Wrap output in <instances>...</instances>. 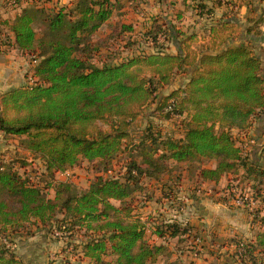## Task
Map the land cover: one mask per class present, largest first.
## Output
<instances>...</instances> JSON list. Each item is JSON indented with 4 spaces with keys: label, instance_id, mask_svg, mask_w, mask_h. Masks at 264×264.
I'll return each instance as SVG.
<instances>
[{
    "label": "trees",
    "instance_id": "1",
    "mask_svg": "<svg viewBox=\"0 0 264 264\" xmlns=\"http://www.w3.org/2000/svg\"><path fill=\"white\" fill-rule=\"evenodd\" d=\"M20 1L6 0L5 6ZM124 1L76 0L70 8L48 12L19 6L12 17L0 19L7 32L3 43L30 58L27 72L34 77L33 84L0 93V133L21 137L23 148L40 158L49 176L41 186L11 163L0 162V237L12 239L30 224L84 234L82 257L62 264H153L166 249L155 238L190 233L174 219L154 220L147 227L150 218L135 212L134 193L143 182L162 183L167 189L161 187V196L176 193L178 179L163 181L172 178L174 166L184 164L202 182L226 177L230 194L264 205V167L248 159L236 140L264 117L262 61L248 43L237 42V12L210 23L208 40L198 49L192 46L196 33L155 18L143 35L156 50L96 63L92 53L98 49L91 38ZM192 1L185 9L206 18L222 3ZM247 5L255 12L252 0ZM36 22L43 27L40 32ZM247 23L246 33L260 36L263 9ZM113 31L131 35L134 27L121 22ZM167 44L174 51H167ZM177 76L184 81L173 87ZM145 114L135 140L131 129ZM162 122L176 123L178 136L166 132ZM260 156L264 159V143ZM120 159L123 173L104 175ZM83 161L96 172L86 188L55 179ZM251 222L259 230L250 241L235 240L236 261L264 264V207ZM108 255L114 258L105 259ZM0 264L24 263L1 244Z\"/></svg>",
    "mask_w": 264,
    "mask_h": 264
},
{
    "label": "rangeland",
    "instance_id": "2",
    "mask_svg": "<svg viewBox=\"0 0 264 264\" xmlns=\"http://www.w3.org/2000/svg\"><path fill=\"white\" fill-rule=\"evenodd\" d=\"M75 1L76 0H21L19 5L14 7L15 5L12 4L5 6L6 0H0V19L12 17L16 9H19V6L43 8L44 11L48 12L62 6L70 8ZM170 1L171 0H162V2L154 3L151 0H138L129 3L125 0L124 3L117 8V11H114L109 22L100 27L98 32L92 36L91 44L97 46L98 49V51L95 50L92 53L95 58L93 60H95L96 63L102 61L115 63L119 61V58L129 56L131 53L156 50L155 47L150 45L151 41L145 39L143 32L149 29V25H152L155 18H158L159 21L161 20V16H159L161 13L163 17H166V13L170 12V4H168ZM180 3V0H177L176 6L182 7ZM189 4H192V2L189 1ZM191 12V10L185 12L180 26L184 28L188 26L189 29L195 30L201 29V24L206 23V21L204 19L199 20L195 14ZM121 22L132 24L134 32L129 35L118 34L116 31H113L115 28H118V24ZM35 29L38 32L43 29L40 22H36ZM6 34L5 27L0 24V53H3L2 55L12 53L11 51L14 48L3 43ZM203 36L204 35H202V37ZM159 40L162 42V35H159ZM201 45L202 43H196L195 46L199 48ZM167 46V51H174L173 45L167 44ZM5 48L8 52H5ZM11 56H13V54L7 55V58ZM29 59L30 58H26L28 65L27 71L30 66ZM27 71L25 72L24 83L22 85L30 84L28 80L29 73ZM183 81V78L179 79L177 76L171 85L175 87ZM146 117V114L141 116L131 129L132 138L135 140L146 124ZM159 125L171 135L178 136L180 132L179 126L174 122H162ZM13 139L14 141H11V143L14 145V147H12L14 152H11L9 155L4 154L5 157H0V162L3 164L11 163L19 172L30 177L33 182H38L42 186L49 179L48 174L44 171L42 161L39 157L30 154L23 148L21 137L16 136ZM236 140L239 141L243 147L245 156L250 159V146L254 145L255 142L251 143L248 139L246 142V140L241 139L240 134L237 135ZM245 142L247 145L244 144ZM25 159L26 163L23 165L22 163L25 162ZM255 161L264 167V159L262 157ZM121 162H123V159H120V163L118 162L113 165L112 170L104 172V175H121L124 171L121 167L122 165H120ZM95 174L94 168L88 165L86 161H83L80 166L69 170L66 175L61 176L56 174L55 176L57 180L71 182L77 189H84ZM176 179H178V183L174 186L177 187V191L175 194L172 193L170 197L168 195L161 196V187H164V189L167 188L161 186L162 183L158 182L150 186H146V182H143L145 185H143L142 190L134 193L135 212L144 220L148 217L150 218L149 220L147 219V227H150L154 220L155 222H160L161 219H174L186 224L190 228V233L184 234L181 237L169 238L167 240L154 237L157 242L163 243L166 249L164 250V254L153 264H196L198 259L209 260V258L211 260L210 264H222L217 260L222 256L231 255V249L229 248L228 250L226 247L227 245L224 244H231V246L235 247V240L244 242L251 240L253 232H250V224L248 223H251L253 213L264 207L263 204H258L256 201L251 200L250 197L248 202H245L242 206L236 205L235 201L239 194H230V191L225 188L228 182L226 177L219 183H200L199 180H196L194 173L188 172L184 164L177 167L174 166L172 178L170 177L169 179L164 177L163 181L165 182L168 180L172 182L177 181ZM170 186L173 185L170 183ZM47 195L52 196L53 190H47ZM206 199H208V203H210L211 206L218 208L216 211L217 215L223 218L225 216L227 217L225 222L227 223L228 221L229 225L225 238L227 240L230 238L232 240H230L231 243L228 241L223 243L220 239L215 237V232L213 229L211 230L210 226L206 228L207 226L204 225L205 222L203 221L205 219L203 215L205 214L201 212L202 207L199 206H201V202H205ZM222 209L230 213V216H228L225 211H221ZM232 215H235V217ZM235 219H237V222H235ZM27 228L26 232L16 234L12 239L0 237V245L3 244L13 249L24 264H28L27 261L30 260V264H62L63 260L66 258L72 260L82 257L81 241L85 239L84 234L76 230L69 234L66 231L63 232L62 229L58 227H53L50 230L35 224H30ZM258 230L259 228H257V224L255 223L251 231L255 233ZM146 236H150L149 230L146 231ZM234 252L235 251H233V253ZM104 258L112 260L114 257L108 255Z\"/></svg>",
    "mask_w": 264,
    "mask_h": 264
},
{
    "label": "crops",
    "instance_id": "3",
    "mask_svg": "<svg viewBox=\"0 0 264 264\" xmlns=\"http://www.w3.org/2000/svg\"><path fill=\"white\" fill-rule=\"evenodd\" d=\"M151 1L154 3L162 2V0H151ZM176 1L171 0L170 2H168V4H170V9H169L170 12L166 13V17H163L162 13L159 16H161V20H166L167 22L177 24V25H179V27H181L180 25L182 24V20H183L185 12H189V10H191V9H185V7H188L189 1H191V2H193V1L187 0V1H185V3H186L185 4L183 0H180V2H181L180 4L182 7L176 6ZM182 1H183V3H182ZM224 1H227V3L223 2V0H222L221 5H214L212 17L206 18V17H198L197 15H195L199 20L204 19L206 21V23L201 24V29H198V30L189 29L187 26L186 28L181 27L182 30L187 31V33L191 32V31L196 33L197 37H198V40L196 43L197 44L198 43L204 44L208 40L207 33H208L209 24L210 23L216 24L219 20V17L223 13L229 14L231 12V10L236 11L237 16H238V18H237V21H238L237 29L239 32L237 42H243L244 41L250 45V47L254 50V53L262 61L263 74H264V24H261L259 26V28L261 30L260 36H255V35H251V34L246 33V27L248 26L247 19L251 16L260 14L262 9H263V13H264V0L263 1L252 0L253 4H254V11L255 12L249 10V7L247 4L250 0H224ZM207 3L209 5H212L210 1H207ZM154 9H155V7H154ZM177 13H179V14H177ZM191 13H193V12H191ZM177 17H179V19ZM107 22H109V20ZM150 26L151 25H149V28H150ZM202 35H204V36L202 37ZM9 37L12 38V36L10 34H9ZM196 43H194L192 46L194 48L198 49V47L195 46ZM5 50H6V48H5ZM14 50L18 51L16 48H13V50L11 51L12 53H6V55L5 54L2 55L3 53H0V93L5 92L6 90H8L9 88H11L13 86L22 85L24 83L25 72L27 71V66H28L27 62H26V58H24L19 51L15 52ZM1 52H3V51H1ZM5 52H8V51L6 50ZM13 52H15V53H13ZM9 54H13V56H11L10 58H7V55H9ZM2 56H4V57H2ZM25 80H26V78H25ZM263 121H264V117L255 120L252 128L246 134H240L241 139L246 140V142L248 140H249V142L254 140L255 144L250 146L251 150H250V157L249 158L252 159L251 161L256 163V164H258V163L255 160L261 158V156H260V144H261V141L263 138V130H264V127H263L264 122ZM14 137H16V136H13V135L3 136L0 133V157L1 158L5 157L4 154L9 155L11 152H14V149L12 148V147H14V145H13V143H11V141H14V139H13ZM246 142L244 143L245 145H247ZM251 143H253V142H251ZM199 182L203 183L200 180H199ZM204 182L215 183L213 181H204ZM199 207H202L201 212H203L205 214V215H203V218L205 219L203 222H205L204 225L207 226L206 228H209V226H210L211 230L213 229V231L215 232V237L217 239H220L223 243L227 242V241L231 243L232 240L230 238L228 240L225 238V235L228 232L227 227L229 225L228 221H227V223L225 222L227 217L225 216L223 218V217H220L219 215H217L216 211L218 208L211 206L210 203H208V199H206L205 202L202 201L201 206H199ZM221 211H225V210L222 209ZM225 213L228 214V216H230L229 215L230 213H228L227 211H225ZM232 216L235 217V215H232ZM230 222H231V220H230ZM235 222H237V219H235ZM248 224H250V232L251 233L253 232L252 238H251V240H252V239H254L255 233H254V231H251V230H252V226H254L255 224H253L252 222L251 223L249 222ZM224 245H227L226 247L228 250H229V248L231 249V255L230 256L229 255L222 256L217 261L219 263H222V264H239L236 261L235 253H233V251H235V247L231 246V244L230 245L224 244ZM30 261H27V263L30 264ZM210 261H211L210 258H209V260L198 259L196 261V264H210Z\"/></svg>",
    "mask_w": 264,
    "mask_h": 264
},
{
    "label": "built area",
    "instance_id": "4",
    "mask_svg": "<svg viewBox=\"0 0 264 264\" xmlns=\"http://www.w3.org/2000/svg\"><path fill=\"white\" fill-rule=\"evenodd\" d=\"M6 47V46H5ZM28 80L30 82V84H32L34 82V77L32 75V73L30 72L29 75H28ZM29 84V83H28ZM251 142H254V140H252ZM264 143V137L262 138V141H261V146L263 145ZM260 146V148H261ZM68 173V171H64V172H58L56 174H59L61 176H64ZM55 179L57 180V177L55 176ZM247 195H244V196H237L236 198V201H235V204L238 205V206H242L245 202H247L248 198Z\"/></svg>",
    "mask_w": 264,
    "mask_h": 264
}]
</instances>
